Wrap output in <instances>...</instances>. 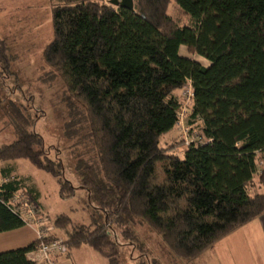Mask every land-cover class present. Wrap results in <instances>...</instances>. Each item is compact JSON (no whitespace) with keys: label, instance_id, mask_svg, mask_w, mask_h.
Instances as JSON below:
<instances>
[{"label":"trees","instance_id":"1","mask_svg":"<svg viewBox=\"0 0 264 264\" xmlns=\"http://www.w3.org/2000/svg\"><path fill=\"white\" fill-rule=\"evenodd\" d=\"M52 1L44 60L52 79L65 83L63 134L101 215L90 225L60 215L47 241L60 231L67 255L87 245L121 264L116 231L131 241L135 228L148 225L188 259L262 216L264 193L249 187L256 175L264 186V0H135V11L106 0ZM9 60L0 40V61ZM188 82L192 117L207 141L178 157L161 138L177 126L175 92ZM10 111L18 138L0 147V163L28 160L57 179L62 197L74 194L64 163L49 156L26 109L12 104ZM14 170L0 168V233L26 225L13 202L18 191L39 205L38 190ZM38 246L35 239L2 251L0 264H35L28 254Z\"/></svg>","mask_w":264,"mask_h":264},{"label":"rangeland","instance_id":"2","mask_svg":"<svg viewBox=\"0 0 264 264\" xmlns=\"http://www.w3.org/2000/svg\"><path fill=\"white\" fill-rule=\"evenodd\" d=\"M55 4L52 0H0V40L8 47L10 59L7 66L0 61V147L18 138L10 105L23 106L31 117V128L43 136L49 156L64 163L65 177L75 187L74 194L62 197L57 179L37 169L28 160L1 162L0 168L12 166L14 175L26 180L28 189L38 190L43 204L38 206L40 213L47 218V225L53 227V221L60 215L68 216L73 224L90 225L91 216L96 214L99 218L101 214L89 201L87 190L81 187L69 141L63 134L69 94L61 78L55 80L48 74L50 67L43 55L45 47L53 39L52 10ZM170 12L175 18L173 9ZM181 53L209 65L207 59L190 55L185 47L181 48ZM188 85L189 82L175 92L180 106L187 107V110H179L185 111L181 122L161 138V146L173 147V153L178 157L184 156L190 144L205 141L201 127L203 123L192 117L191 108L187 105L185 90ZM258 192L264 193V186L256 175L254 185L249 187V194ZM31 195L34 196L33 193ZM135 232L137 239L129 241L120 229L116 231L115 239L122 244L121 264H149L154 259L160 264H264V214L232 231L198 256L188 259L174 254L162 237L148 225L135 228ZM33 234V228L27 225L0 233V252L24 245L21 244L24 238H31ZM57 235L65 239L62 232L57 231ZM54 264L109 263L85 245L72 249L69 255L58 256Z\"/></svg>","mask_w":264,"mask_h":264},{"label":"built area","instance_id":"3","mask_svg":"<svg viewBox=\"0 0 264 264\" xmlns=\"http://www.w3.org/2000/svg\"><path fill=\"white\" fill-rule=\"evenodd\" d=\"M185 92L188 99L187 105L191 108L194 104V91L191 82H189ZM181 109L187 110V107L184 106ZM184 112H178V123L181 122ZM205 141H207L206 138ZM13 202L17 205L15 208L16 212L20 214L27 226L33 228L36 239L39 241L38 248L29 253V259L35 264H54L55 258L63 256L67 252L64 239L59 238L52 242L47 241L49 235L54 232V228L47 225V218L40 213V207L27 199L22 191H18L15 194Z\"/></svg>","mask_w":264,"mask_h":264},{"label":"water","instance_id":"4","mask_svg":"<svg viewBox=\"0 0 264 264\" xmlns=\"http://www.w3.org/2000/svg\"><path fill=\"white\" fill-rule=\"evenodd\" d=\"M134 1L135 0H109V3L117 7H124L131 11H135Z\"/></svg>","mask_w":264,"mask_h":264},{"label":"crops","instance_id":"5","mask_svg":"<svg viewBox=\"0 0 264 264\" xmlns=\"http://www.w3.org/2000/svg\"><path fill=\"white\" fill-rule=\"evenodd\" d=\"M38 204H42V202H41V199H40V197H39V199H38V202H37ZM43 205V204H42ZM22 230V229H21ZM20 231V230H19ZM36 239V235H34L33 234V237H26V238H24V243H21V244H24V245H21V246H19V247H24V246H27V245H29L30 243H32L34 240ZM83 246H85V245H82V246H80V247H83ZM87 246V245H86ZM80 247H77V248H75V249H78V248H80ZM87 247H89V246H87ZM17 248V247H16ZM90 248V247H89ZM91 249V248H90ZM93 250V249H92ZM28 257L30 258V255L28 254Z\"/></svg>","mask_w":264,"mask_h":264}]
</instances>
